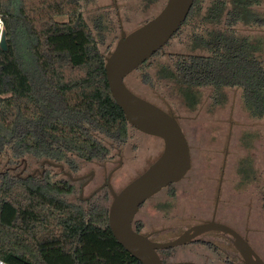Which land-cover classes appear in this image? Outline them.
Instances as JSON below:
<instances>
[{
    "label": "trees",
    "instance_id": "1",
    "mask_svg": "<svg viewBox=\"0 0 264 264\" xmlns=\"http://www.w3.org/2000/svg\"><path fill=\"white\" fill-rule=\"evenodd\" d=\"M263 2L194 0L184 22H196L187 49L211 56L177 55L157 67L155 78L170 83L189 110L203 86L212 87V106L226 99L224 87L241 86L248 114L263 118L264 36L233 28L259 30ZM81 8V0H0L6 41L0 47V259L6 264H141L112 235L106 209L86 212L66 201L60 195L69 188L61 182L16 176L24 160L103 156L108 147L99 133L114 143L128 137L131 126L110 94L98 50L109 26L94 15L90 27ZM132 226L142 232L140 222ZM168 250L158 251L164 263Z\"/></svg>",
    "mask_w": 264,
    "mask_h": 264
},
{
    "label": "rangeland",
    "instance_id": "2",
    "mask_svg": "<svg viewBox=\"0 0 264 264\" xmlns=\"http://www.w3.org/2000/svg\"><path fill=\"white\" fill-rule=\"evenodd\" d=\"M165 1L157 0L154 4L145 6L138 0H81V15L90 27L94 15H103L110 33L103 43H98V50L105 56L119 37V21L122 29L129 32L154 16ZM199 1L203 5L208 2V0ZM259 10L264 15V2ZM57 19L65 20L64 17H57ZM188 31V25H183L161 51L124 78L127 87L135 94L162 108L173 111L188 141L191 159V166L185 178L171 186L177 196L176 199L170 201L169 212L162 216L164 212L162 205H164L168 193L167 188H164L144 202L133 221L142 224L143 232L152 229H168L167 232L159 236V240L155 241L174 239L192 225L203 223L209 217L207 207L212 208L211 192L216 186V176H218L224 161L221 196L218 203L219 216L237 227L247 223L248 228L252 231L250 240L260 255L264 257V207H261L259 203L257 205L254 203L255 197H259V193L253 192L251 206L243 196L240 203L233 185L238 160L244 156L249 155L254 169L259 171V175L264 174V118L250 119L248 117L241 104L238 89L226 91V100L223 104L216 106H209L211 100L208 99V90L202 89L200 102L195 109L189 110L184 106L183 100L170 83L158 81L155 78V70L159 65L166 64L179 53L187 51ZM261 59L264 62V49ZM145 74H148L149 77H146ZM148 78H152L151 81ZM249 128L253 130L254 140L249 145H246L245 141L243 142L245 146L249 147L246 149L243 144H240L239 138L240 132L243 133ZM97 137L103 140L106 145L111 140L103 133L97 134ZM114 144L115 147L111 148L109 152L112 154L111 160L106 161L107 171H110L109 182L114 191H119L141 173L163 148L161 139L139 132L133 127L129 128L126 140ZM29 161L32 166H39L40 162H34L32 159ZM98 161L79 160V170L83 173L93 170L99 179L102 172ZM50 170L53 173L57 172L56 169ZM209 174L213 177V182L209 181ZM59 176L57 174L56 178H60ZM61 179L63 178L61 177ZM259 184H261V180H259ZM67 197L71 203L83 208L82 202L78 199V191H74ZM160 204L161 206L158 208ZM239 217H241V222L238 221ZM199 238L203 239L206 236L201 234ZM211 240L219 242L217 238ZM207 255L214 257V253L205 248L201 242L177 246L162 253L166 263L194 261L202 264L207 261ZM207 263L215 264L208 261Z\"/></svg>",
    "mask_w": 264,
    "mask_h": 264
},
{
    "label": "water",
    "instance_id": "3",
    "mask_svg": "<svg viewBox=\"0 0 264 264\" xmlns=\"http://www.w3.org/2000/svg\"><path fill=\"white\" fill-rule=\"evenodd\" d=\"M193 0H166L151 18L125 32L122 28L113 48L104 56V70L111 96L134 129L162 140L159 155L119 191L110 188L108 227L121 246L141 264H197L192 261L164 263L158 251L188 243L208 230L228 234L245 264H264L248 243L231 227L215 221L192 225L174 239L155 241L132 224L141 205L161 189L178 182L190 169V148L176 117L135 94L124 78L169 41L184 22ZM0 47L6 49L3 33ZM28 264V263H26Z\"/></svg>",
    "mask_w": 264,
    "mask_h": 264
},
{
    "label": "flooded vegetation",
    "instance_id": "4",
    "mask_svg": "<svg viewBox=\"0 0 264 264\" xmlns=\"http://www.w3.org/2000/svg\"><path fill=\"white\" fill-rule=\"evenodd\" d=\"M209 1L210 0H208L207 4L209 3ZM200 3L202 4V2H200ZM206 5H203V6H206ZM191 7H192V5H191ZM191 7H190V9H191ZM190 9H189V11H190ZM188 14H189V12H188ZM188 14H187V16H188ZM187 16H186L185 20L187 19ZM185 20H184V22H185ZM184 22L182 23L181 27L183 25H185ZM187 25L189 28L187 35H188L189 44H190V32H192V30L195 29L196 22L194 20H193V22L189 21V19H188ZM181 27L179 28V30L181 29ZM121 28H122V26H121V23L119 21V29L121 30ZM233 28L236 29L237 31H239L240 34L243 33L245 35H251V36H255L258 32L263 35V32H264V25L260 26L259 30H257V27L244 26L240 23L236 26H233ZM252 31H254V33H252ZM170 39H169V41H170ZM162 48H161V50H162ZM161 50H159V51H161ZM188 53H189V55L202 54L204 56H211V53L208 50L203 51L201 53L197 49L193 50V51L191 49H189V51H188V49H187V51H185L184 53H179L178 55L188 54ZM202 89L208 90V93H209L208 99H209V101L211 100V102H209L210 103L209 106L210 105L212 106V96H211L212 87L207 85V86H203ZM229 89H238L239 90L240 101H241V104H242L245 112L247 113L248 117L250 119H258V118L251 117L248 114V112L246 111L245 106H244L243 101H242L241 86L224 87L223 90H224L225 94H226V91H228ZM166 110L169 113H171L172 115H174V113L171 109H166ZM174 116L176 117V115H174ZM177 121H178V119H177ZM178 123H179V121H178ZM243 133L240 132V138H239L240 144H243V142L245 141L246 145H249L252 142V140H254V133H253L252 128H249L248 130H246ZM108 143H109V144H107L108 151L103 156L91 158L88 160L80 158L76 154L70 153V152L68 153V157H67L68 161H65V160L56 161V160L42 159L39 163V166H36V167L32 166L30 161L27 162L24 160L22 167L16 171V176L21 177V178H28V177H34V176L35 177H41V178L43 177L44 180H46V182H49V181L56 182V183L61 182L64 185H66L67 188H69L68 192L61 194L62 197H64L65 200H67L68 202H71V201L68 200L67 196L72 195V193L74 191H78V199L80 200V202H82V204H83L82 209L84 211H89L93 208H102V209L107 210L108 206L111 202V199H112V194H111L110 188H109V185L111 186V184L109 182L110 171L109 172L107 171L106 161L111 160L110 157H112V154H110L109 152L111 151V148L115 147L113 140H109ZM117 143H122V142H117ZM245 148L248 149L249 147L245 146ZM118 154H120L119 151H118ZM79 160H83V161H97V160H99L97 163H98V166L102 172L100 174L101 175L100 178L97 179V175L95 174V172L93 170H90L86 173L81 172L79 170L80 168L78 165ZM223 166H224V161L222 163V168L218 172V176H216L217 177L216 186L214 187L213 192H211L212 195L210 196V198H212V208L207 207V210H208L207 213H208L209 217H207L203 222H209V221L213 220L215 222L222 223V224L227 225V226L231 227L232 229H234L248 243V245L253 250V252H255L264 263V257L260 255V253L257 251V249L254 247V245L252 244V242L250 240V234L252 231L248 228L247 223H243V225H241V227H237L235 224L232 225L231 222H228L225 219H221L219 216L218 203H219L220 196H221V184H222V180H223V171H224ZM50 169H52V170L56 169L57 172L55 173V171H54V173H53ZM187 172L185 173V175L180 180L185 178ZM258 173H259V171L254 169V166L252 164V159L249 155L244 156L242 158H239L237 168H236L235 173H234V184L233 185L235 188V193H236L237 199L240 203L242 201V196H243L249 202V204L251 206L252 197L254 195L253 192H254V193H259V197H257V198L255 197L254 203H256V205H257V203H259L261 205V207H264V174L259 175ZM57 174L60 175L59 176L60 178H56ZM61 177L63 179H61ZM212 178L213 177L211 176V174H209L208 175L209 181L212 180ZM259 180H261V184H259ZM212 182H213V180H212ZM173 184H175V183H173ZM173 184L165 187V188H167V191H168V193L166 195L165 202H169L170 203L169 205H171L170 201H172L173 199H176V196H177V194L174 191V188H171V186H173ZM111 188L113 189L112 186H111ZM208 188H209V186H208ZM113 191H114V189H113ZM115 192H117V191H115ZM158 206H159L158 208H160V205H158ZM163 211L164 212L162 213V216H164V213L166 215L169 212V207L165 208ZM238 221L239 222L242 221L241 217H239ZM143 226H144V224H143ZM167 230L168 229H166V228H161V229H157V230L152 229L148 232H143L142 230L141 231L144 234H150V238L152 240H159L158 239L159 236L161 234H164L165 232H167ZM202 234H204L206 236V238L201 239V238H199V236H200L199 235L194 240H192L188 243H185L183 245H189L191 243L201 242L203 244V246L205 245V248H207L208 250H211L214 253V257H210L209 255L206 256V259L208 262H212L215 264H245L239 250L234 246V244L232 242V238L230 235L222 233L221 231H217V230H208ZM212 238H217V240L219 242H217L215 240H211ZM183 245H180V246H183ZM173 248H175V247H173ZM207 261L205 263H202V264H208ZM192 262H194V261H192ZM165 263H166V261H165ZM195 263H197V262H195ZM197 264H199V263H197Z\"/></svg>",
    "mask_w": 264,
    "mask_h": 264
},
{
    "label": "built area",
    "instance_id": "5",
    "mask_svg": "<svg viewBox=\"0 0 264 264\" xmlns=\"http://www.w3.org/2000/svg\"><path fill=\"white\" fill-rule=\"evenodd\" d=\"M3 33H4V23H3L1 15H0V41H1ZM0 264H6V263L0 259Z\"/></svg>",
    "mask_w": 264,
    "mask_h": 264
}]
</instances>
